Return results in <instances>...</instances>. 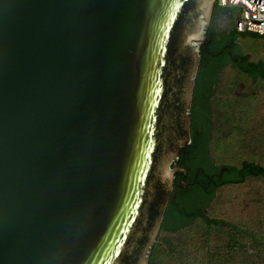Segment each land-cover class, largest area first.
I'll return each instance as SVG.
<instances>
[{"label": "water", "instance_id": "1", "mask_svg": "<svg viewBox=\"0 0 264 264\" xmlns=\"http://www.w3.org/2000/svg\"><path fill=\"white\" fill-rule=\"evenodd\" d=\"M216 1L0 0V264H149Z\"/></svg>", "mask_w": 264, "mask_h": 264}, {"label": "trees", "instance_id": "2", "mask_svg": "<svg viewBox=\"0 0 264 264\" xmlns=\"http://www.w3.org/2000/svg\"><path fill=\"white\" fill-rule=\"evenodd\" d=\"M227 12L234 17V23L231 34L222 36L216 30L215 24L220 14ZM235 13V8L223 7L218 0L216 1L208 30V35L212 40L201 46L203 53L194 95L195 93L196 95L203 94L204 91L208 92L215 81H218L219 72L229 65L240 70L252 80L264 81V62L253 61L249 54L243 52L240 45V41L243 40H263L264 35L238 32L235 27ZM229 51L232 54H229ZM196 100L197 98L194 97L192 142L182 149L178 161L181 167L187 169L188 174L186 177L183 173L178 175L179 181L172 192L160 233L176 234L197 220H202L209 229L224 227L219 220L209 218L206 212L216 198L218 189L229 184H243L250 177L264 179V166L254 161H244L239 166L227 165L229 170L224 173L222 180L218 179L223 165L216 168L210 156L209 99L207 97L204 101L203 112L197 111ZM213 176H215L214 180ZM181 180L188 181L189 186L181 187L179 185ZM231 231L230 238L233 244L228 247V251L224 254L216 249L208 250L201 263V258H195L194 253L187 254L184 244L170 241L161 243L158 238L149 264H161L162 260H167L168 264H175V262L178 264H264V239L261 235L255 231L239 229L236 226H233ZM241 237L248 239L253 247L252 251L248 252L246 244L238 241Z\"/></svg>", "mask_w": 264, "mask_h": 264}, {"label": "rangeland", "instance_id": "3", "mask_svg": "<svg viewBox=\"0 0 264 264\" xmlns=\"http://www.w3.org/2000/svg\"><path fill=\"white\" fill-rule=\"evenodd\" d=\"M233 23L231 13H222L217 18L215 28L223 31L232 27ZM240 45L253 61L264 62V39L243 40ZM233 86L236 90L244 89L237 94ZM216 90L212 100L216 117L215 135L210 145L211 160L217 166H239L244 161H254L264 166V81L253 82L238 71L227 68L222 72ZM233 116V120H238L234 125L237 130L231 132ZM206 212L209 218L219 219L224 227L209 229L202 220H197L176 234L160 233V242L184 244L187 254L194 253L195 258H201V263L206 251L216 249L225 254L233 244L230 238L232 231L225 224L255 231L264 239V179L250 177L243 184L219 188ZM238 241L246 244L248 252L253 250L248 239L241 237ZM161 264L168 262L162 260Z\"/></svg>", "mask_w": 264, "mask_h": 264}, {"label": "built area", "instance_id": "4", "mask_svg": "<svg viewBox=\"0 0 264 264\" xmlns=\"http://www.w3.org/2000/svg\"><path fill=\"white\" fill-rule=\"evenodd\" d=\"M227 8H235V27L241 33L264 35V5L252 0H218Z\"/></svg>", "mask_w": 264, "mask_h": 264}, {"label": "flooded vegetation", "instance_id": "5", "mask_svg": "<svg viewBox=\"0 0 264 264\" xmlns=\"http://www.w3.org/2000/svg\"><path fill=\"white\" fill-rule=\"evenodd\" d=\"M220 34H222V36H226V35H230L231 34V32H232V27L230 26L228 29H226V30H221V31H218ZM212 40V39H211ZM225 52V51H224ZM229 54H232L230 51H229ZM227 68H231V69H233V70H236V71H238L239 72V74H241L242 76H244V77H246V78H248V79H250V80H252L250 77H248L247 75H245V74H243L240 70H238V69H235V68H233L231 65H229V66H226V67H224L220 72H219V78H218V81H215V83L211 86V88L209 89V91L208 92H206V91H204V92H202L203 94H197L196 95V93H195V95H194V97H195V99L197 98V100H196V104H197V111L198 110H200L201 112H203V110H204V101H205V99H207V97H208V106H209V108H208V111H209V113H210V125H211V128H210V131H211V143H212V140L214 139V126H215V115H214V113H213V107H212V100H213V98H214V96L216 95V89H217V86L219 85V82H220V79H221V74H222V72L224 71V70H226ZM253 82H257V81H259V80H252ZM234 88H235V93H237V94H240L241 93V91H243V89L244 88H242V90H236V87L235 86H233ZM231 88V87H230ZM234 88L232 89V92H234ZM197 96V97H196ZM232 99H234V98H232ZM234 100H236V99H234ZM233 100V101H234ZM192 111H193V107H192ZM234 119V116H233V118L231 119V122H232V124H230V126H231V128H230V131L231 132H233V131H235V129L237 130V127H235L234 125L236 124V120H233ZM238 121V120H237ZM211 143H210V145H211ZM180 160V159H179ZM216 166V168L217 167H219V166H217V165H215ZM224 167V166H223ZM227 167H229V166H227ZM184 168V167H183ZM186 169V168H185ZM186 171H187V169H186ZM215 173H217V174H219V172H215ZM179 174H182V173H177L176 174V182H175V185H174V189H176V185H177V183H178V181H179V179H178V175ZM187 174H188V172H187ZM187 174L186 175H184V177H186L187 176ZM223 176H224V174L222 175V177H218V179L219 180H222L223 179ZM214 177L215 176H213V180H214ZM184 183L186 184V187L185 188H187L188 186H189V183H188V181H186V180H184ZM223 187V186H222ZM212 219V218H211ZM214 220H219V219H217V218H214ZM220 221V220H219ZM225 225H228V228L229 229H231L232 230V227L234 226V225H232V224H225Z\"/></svg>", "mask_w": 264, "mask_h": 264}]
</instances>
